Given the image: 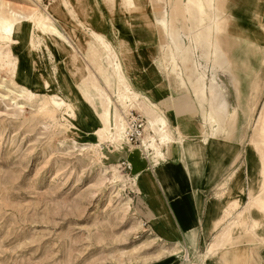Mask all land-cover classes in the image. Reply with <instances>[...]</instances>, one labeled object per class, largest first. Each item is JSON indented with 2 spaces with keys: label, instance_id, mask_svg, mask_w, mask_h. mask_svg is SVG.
Listing matches in <instances>:
<instances>
[{
  "label": "rangeland",
  "instance_id": "1",
  "mask_svg": "<svg viewBox=\"0 0 264 264\" xmlns=\"http://www.w3.org/2000/svg\"><path fill=\"white\" fill-rule=\"evenodd\" d=\"M175 1L135 0L138 12L130 13L123 0H114L111 16L102 0H0L1 13L13 12L18 18H26L35 11L38 17L54 21L75 50L57 37L39 34L26 20L19 21L15 32L17 45L10 44L0 34V264H202L207 244L221 228L210 229L204 245L202 234L199 235L198 244L199 225H196L192 203L179 214L188 222L179 233L163 198L173 206V203L186 204L190 196L194 205L196 200L191 194H195L202 204L201 191L209 186L205 175L215 171L208 163L186 164L179 145L175 144L170 157L165 154L164 162L157 166L177 160L183 181L175 188L174 195H163L153 179L156 169L145 171L137 183L134 181L138 172H134L133 165L151 168L139 152L141 140L137 144L129 143L130 151L136 153L131 152L130 156L126 152L120 154L107 134L98 132L102 127L99 100L108 97L112 111L127 123L131 115L144 118L143 137L148 133V121L152 120L145 113L151 104L157 108V119L167 122L175 142L186 139L190 143L201 142L204 149L208 146L210 126L202 117L207 103L197 101L189 86L181 87L179 63L175 67L171 59L163 58L172 42L161 27V13L174 20L181 38L188 42L183 21L172 6ZM231 1L227 2L228 13L240 21L245 36H250L249 24H254L256 18L255 1L243 0L238 2L239 7L234 6L235 0ZM95 10L99 12L100 22H104L101 27L92 20ZM98 33L103 35L107 46L98 43ZM9 47L17 58L15 71L8 65ZM156 48L162 51V58L154 61ZM74 53L85 65L86 72L98 81V94L94 95L86 84H81L69 65L70 55ZM192 55L204 68L206 81L212 79L217 83L232 113L237 97L231 74L212 67L210 62L204 64L196 50ZM165 69L167 76L162 78L161 72ZM117 72L123 74L130 92L138 95V101L128 99L131 95L123 96L113 80L103 79ZM260 76L262 82L253 119L248 128L239 131L232 150L240 143L241 146L205 199L221 192L216 193V199L221 201L234 187H243L244 150L259 138L253 135V129L264 104V68ZM26 88L33 97L22 93ZM48 95H56L67 104L59 109L45 105L42 99ZM236 112L240 118L238 129L244 123ZM152 137L159 145L158 137ZM232 155L226 157L222 167H226ZM124 162L129 163L130 169L120 168ZM228 174L231 181L226 184ZM182 187L185 191H181ZM243 191L239 192L242 198L238 199L239 208L248 201L249 193ZM138 193L148 195L149 205L160 210L165 226L177 241L167 242L156 237L158 233L151 230V221ZM249 218L250 224L260 219L251 212ZM243 223L239 243L234 241L230 248L243 252L244 260L251 255L250 264L253 260L264 264V238L250 233L249 223ZM165 245L177 248L168 254Z\"/></svg>",
  "mask_w": 264,
  "mask_h": 264
},
{
  "label": "crops",
  "instance_id": "2",
  "mask_svg": "<svg viewBox=\"0 0 264 264\" xmlns=\"http://www.w3.org/2000/svg\"><path fill=\"white\" fill-rule=\"evenodd\" d=\"M102 1L106 3V9H107L106 11L110 13V15L112 16L114 12L113 11L114 0H102ZM200 1H201L200 5H202L203 7L202 17H200L196 6L194 4H191L189 0L186 1L176 0L172 4L173 8H176L177 10L178 13L177 17L183 21V28L187 32V36H186V38H188L187 43L183 38H181V33L179 31V28L175 25L174 20L172 18L169 20L168 18H166L165 13H161L160 15L161 23H163V20L166 19L169 26L171 27V32L173 34V37H169L166 31L164 30L163 25L161 24L165 36L170 38L172 42L171 46L166 48V53L163 57L164 59H171L173 61L172 57L176 54L175 49L173 47V40L174 42L178 40L181 44H183L186 48H188L191 55L196 50L198 53L197 57L204 59V56L202 55L203 48L201 46V42L198 38L195 37V33H193V30L195 28L196 22L202 19L203 21H212L213 17H211V14L213 8L211 5L209 6L210 0H200ZM230 1L231 0H221L220 5L217 6L218 10L220 11L223 9V13L221 17H223L224 20H227V24L222 26V32L220 34L221 55L222 57H224L223 63L221 64V66L214 65L211 62L210 63L212 67L214 68L217 67L219 70L222 71L223 70L228 71L231 74L234 92L237 97V106L234 110H232V113H230L228 111L226 97H224V94L220 90L217 83L212 79L208 80V82L203 81V84H201L202 86L198 88L197 91L203 89L208 90L210 86L214 87L215 91L218 94L219 101L224 102V113H223L224 123L222 127L224 128V125L226 127L224 128V130H222L223 128L219 130L217 126L213 123L216 122V119L208 116L210 111V105H209L210 99L200 100L197 98V101H199L200 103H204V102L207 103V107L202 113V117L204 118L205 123H209L210 126V135H209L210 139L206 140L208 142L207 144L208 146L204 149V145L201 142L190 143L186 139L184 140V142L180 141L178 143L175 142L174 140L173 143V145L175 144L179 145L183 159L186 161V164H192V165L199 164L204 166L205 163H208L211 170L215 172L213 173L209 172L206 173L205 175L206 178L209 180V183H207L209 186L206 189H202L201 191L202 204L200 203V201H198V199L195 198V194H194L195 192H193L194 196L191 194V196L194 197V199L196 200V204L194 205L192 199L189 198L190 196L187 198L188 201L186 204L173 203L174 204L173 206H171L170 200L166 199L165 197L163 198V200L167 204L168 211L172 215V219L176 221L177 229L179 233H182L181 230H184L188 226V222L185 223L184 219L182 218V215L179 214H182L181 212L184 211L186 207L190 208V205L192 203L196 225L197 226L199 225L197 231L198 244L200 243V238L198 239L199 235L201 236L202 234L201 244L204 245L207 241V239H205L207 233L211 232L210 229L214 228L215 230L217 228H221V231L213 236L212 242H209L207 244V247L205 248V252L212 245L219 246L220 242L223 240L222 237L226 233L227 229L231 230L229 237V239L231 240L227 243L226 247L224 248V251L221 253V257L225 263L224 262L219 263L217 259H215L214 261H211L210 264H250L249 261L251 262L250 259L251 255L250 257L248 255L247 260H244V258L242 257L243 252H240L238 250L235 251L236 249L230 248L234 241L235 244L239 243L237 239L239 237V232L242 231L241 226L244 224L243 222H245V224L249 223L250 212L252 213L253 216L256 215L260 219L259 220L254 219V221L251 224L249 223L248 230L256 237L264 238V143H262L264 137V122L261 123V119L264 117V104L262 105L259 115L257 116L258 118L255 122L256 125L253 129L254 131L253 135H258L259 138L254 140L253 143L250 142L248 145L246 144L247 145L245 149L246 156L244 150V157L246 158V161L244 159L246 166V176H245L246 179L245 182L243 183L242 189L245 191V193L246 192L249 193L248 201L246 202V205L244 204L243 207L239 208L238 199L242 200V198L240 197L241 195H239V192L242 189H240L239 187H234L232 190L228 191V193H226V195L222 198L221 201L219 199H216L217 198L216 193L221 194V192H215L212 197L205 199L207 192L210 189H212L213 186L216 185V183L219 180L218 178L222 176L227 166L233 161L236 150H238L239 147L241 146L240 143V145L237 146L238 149L236 147V149L232 150L233 146L238 140L237 136L239 131L241 129L245 130V128H248L249 124L253 119V113L256 109L259 100L258 92L260 90V84L262 82L260 80L261 79L260 72L264 68V0H246L247 2L255 1L254 12L256 16V18L253 19L254 24L252 25L249 24L250 27L248 28L249 29L248 31L250 33V36L248 35V37L245 36V31L243 30V28H241L240 21H235L236 20L235 16L230 15L228 13L227 2ZM233 1L234 0H232L231 2ZM242 1L243 0H235L234 2H236L237 4L234 3V6H238V2L241 3ZM123 2L126 8L130 11V13L138 12V10H136L135 0H131V3L129 2V0H123ZM216 3L217 0H215L214 2V8L216 7ZM186 7H188V10ZM230 9H232V7ZM91 17L93 22L95 24L96 23L98 24L97 25L98 27L104 25V22L103 21L100 22L99 20V12L97 10L94 11ZM108 32L109 35H111L110 29H108ZM191 33L193 35H191ZM123 49L124 50H122V55L124 56L126 49L125 47H123ZM156 49H157V53L156 54L154 53L152 58L154 61L160 60L162 58V51L159 48ZM205 51H208L207 48L205 49ZM158 56L159 58H157ZM193 57L194 56L192 55V58ZM209 57L213 58L212 56ZM195 63L198 64L196 61ZM208 63L209 61H206V63L204 62V64H208ZM166 65L167 63L164 62V66L167 68L168 65L167 66ZM176 65L174 66L176 67ZM118 68H121V65L118 64ZM180 70L182 77L183 68L181 66H180ZM201 71L203 73L204 68L201 67ZM165 76H167L166 69L161 72V77L163 78ZM181 87L183 88L182 80H181ZM192 94L194 95L195 98L197 97L194 92H192ZM153 107L156 108L155 106ZM237 110L239 112L238 115H240L241 117L242 123H244V126L238 129H237V125L240 122L239 120L240 118L237 117L236 114ZM162 111L165 110L162 109ZM228 121L233 123H230L229 126ZM243 136L242 139L244 138ZM173 153L177 154L174 152V149H173ZM232 153L233 155L231 161L226 165V167H222V163H224L225 160L227 159L226 157ZM177 162H178L177 160L168 161V164L166 163L164 166H162L163 165L162 163L155 168L152 167L150 168L149 166L144 168L143 165L136 163L135 165H133L134 172L136 171L138 173L134 177V181H136L137 183V181H139L138 179L145 173V171L147 170L152 171L153 169H156L153 172V179L160 186L161 193H163V195L165 193L169 195H174L175 188L183 181L181 177V170L178 167ZM183 164L181 165L183 166ZM237 169L233 170L231 173H233ZM230 174H228L227 176L228 178ZM230 181L231 180L229 178L226 184H228ZM220 185H217V187ZM161 186H163L164 188L162 189ZM185 187H182L181 191H185L184 190ZM137 195L139 196L138 198L140 199V201H142L143 208L146 210V214L149 220L151 221V226H150L151 230L152 231L154 230L155 232L158 233V235L154 233L156 237L158 239H162L167 242L177 241L176 238L169 231L168 227L165 226L164 224L165 220L160 210L158 208H153L149 205L148 195L146 193H138ZM233 210H235L234 213L230 214V212ZM227 215H229V217H227ZM223 220H225L224 221L225 223L223 222ZM232 223H237V225H232ZM161 242L163 243V241ZM178 245L181 246L179 243ZM163 247L167 248L168 254L175 251L176 250L175 248H177V247H168L166 245ZM253 261L254 262H252V264L260 263L259 261L256 260Z\"/></svg>",
  "mask_w": 264,
  "mask_h": 264
},
{
  "label": "bare ground",
  "instance_id": "3",
  "mask_svg": "<svg viewBox=\"0 0 264 264\" xmlns=\"http://www.w3.org/2000/svg\"><path fill=\"white\" fill-rule=\"evenodd\" d=\"M221 0H217L216 7L214 8V2L215 0H210V4L212 6V14L211 17L212 21H203L200 20L196 22L195 28L193 30V33H195V37L198 38L201 42V46L203 48L202 55L204 56L205 63L206 61H209L213 63L214 65H220L223 63V58L221 55V37L220 34L222 32V26L227 24V20H224L222 16L223 9L220 11L218 10V5H220ZM131 3V0H129ZM191 4H194L196 8L198 9V13L200 17L203 15V7L200 0H189ZM188 10V7H186ZM222 18V19H221ZM29 21L32 25V28L35 29L39 34L41 35H49L57 37L58 39L64 41L67 43L71 49L75 52L72 44L68 39L63 36L60 30H58L55 26L54 21H51L49 18L45 17H38L35 13V11L31 12L24 17L18 18L16 14L13 12L8 13H1L0 11V34L4 35V39L10 42L12 45H17L18 42L15 40V32L18 25L20 24L19 21ZM223 23V25H222ZM164 27V30L166 31L167 35L169 37H173V34L171 32V27L169 26L166 19L163 20V23H161ZM34 30L30 32L32 35ZM99 34V33H98ZM98 43L108 45L106 40L103 39V36L101 34L97 37ZM30 42V40H29ZM30 48H32L31 43L29 44ZM173 47L175 49L176 54L172 57L173 63L176 65L177 63L180 64V66L183 68V76L182 78V84L184 88H187L189 86L191 92H194L197 96L196 98L200 100H207L210 99V111L208 116L213 117L216 119V122H213L219 130H221L224 123L223 113H224V102L219 101L218 94L215 91L213 86H210L209 89H203L200 91H197L198 88H200L203 84V81H206L207 78H205L204 72L201 71V65L196 64L194 58H192V55L188 48H186L183 44H181L178 40L174 42L173 40ZM207 48L208 51H205ZM12 50L8 49V56L9 59L8 65L12 69V71H15L18 67L17 58L12 55ZM1 55V54H0ZM212 56L213 58L209 57ZM11 60V61H9ZM69 65L73 67L75 70V74L79 76V81H81V84H86L89 89L93 92V94H98V81L90 76L89 73L86 72V67L80 60V58L74 53L70 55L69 59ZM118 67V64H116ZM118 69V68H117ZM104 80H113L115 82L114 85L118 89H120L123 92V96L125 95H131L128 97L130 100L138 101L136 100L138 95L135 93H131L128 87V83L125 80V77L120 72H117L116 74L109 75L106 77H103ZM45 85L48 87V82L45 83ZM206 87V85H205ZM100 88V87H99ZM101 89V88H100ZM102 90V89H101ZM22 93H28L31 97L34 96L33 93H31L27 88L26 90L22 89ZM123 99L121 96L120 99ZM118 99V100H120ZM144 99V97H143ZM100 101V114H99V120L102 123V127L98 130V132H104L107 134V137L109 140L114 144L116 151H119L120 154H123L126 152L128 155H135L136 153L133 151H130V145L126 138V132H127V121L124 120L122 117L118 116V113L112 111L111 106L112 102L109 100L108 97H102ZM122 101V100H120ZM43 104L50 105V107L59 109L62 107V105H66L67 103L63 101V99H60L56 95H48L47 98L42 99ZM145 104V103H144ZM151 106V105H150ZM156 109L151 106L146 109L147 115L150 117V121H148V133L144 135L143 138H141V144L138 147L140 149V154L144 156V160L151 166L156 167L159 163L164 162L162 158H164V155L166 154L168 157H170V151L174 143V139L171 136L170 130L167 128V122L165 120H158ZM116 111V110H115ZM263 117V116H262ZM229 126L230 122L228 121ZM264 122V117L261 119V123ZM226 126L224 125V128ZM224 128L222 130H224ZM179 132L180 130L177 129ZM179 134H181L179 132ZM152 135H156L158 137V140L160 141L159 145L156 143V140L152 137ZM262 143H264V137L262 140ZM160 146V147H159ZM128 148V149H127ZM163 148V149H162ZM165 150V151H164ZM132 152V153H131ZM164 152V153H163ZM230 229H227L226 233L222 237V241L220 242L219 246L212 245L210 248L202 255V264H210L211 261H214L217 259L219 263H223L224 260L221 257V253L224 251V248L226 247L227 243L231 240L230 237ZM225 263V262H224Z\"/></svg>",
  "mask_w": 264,
  "mask_h": 264
},
{
  "label": "built area",
  "instance_id": "4",
  "mask_svg": "<svg viewBox=\"0 0 264 264\" xmlns=\"http://www.w3.org/2000/svg\"><path fill=\"white\" fill-rule=\"evenodd\" d=\"M128 125H127V132H126V138L130 144H137L140 143V138L143 137L144 133V125L145 120L144 118L140 117V115H136L133 117L132 115L127 118ZM120 168L122 170L130 169L129 163H121Z\"/></svg>",
  "mask_w": 264,
  "mask_h": 264
}]
</instances>
